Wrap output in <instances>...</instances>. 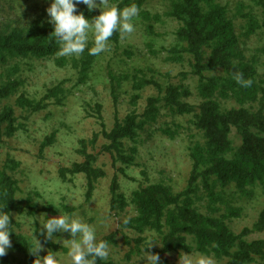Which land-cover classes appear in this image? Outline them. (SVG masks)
I'll list each match as a JSON object with an SVG mask.
<instances>
[{"label": "trees", "instance_id": "trees-1", "mask_svg": "<svg viewBox=\"0 0 264 264\" xmlns=\"http://www.w3.org/2000/svg\"><path fill=\"white\" fill-rule=\"evenodd\" d=\"M21 1L0 0V13L7 11L11 16L14 4ZM146 1L109 3L118 7L135 3L140 19L146 22L144 28L157 35L154 23L161 16L143 9ZM50 3L51 0H37V12L24 26L18 25L20 18L0 20V144L25 128L18 119L26 121L49 106H63L70 93L61 86L62 82L47 87L39 98L19 91L24 84L19 77L21 62L51 59L58 67H68L75 75L74 87L87 82L101 55H88L87 48L79 56L57 54L59 44L46 12ZM76 11L91 20L100 9L88 10L77 3ZM163 17L174 24V41L165 49L168 54L163 61L181 69L173 77L166 73L165 81L145 78L140 69L117 74L108 69L112 121L107 126L101 102L87 104L85 115L96 120L99 132L76 141L74 151L81 159L60 168L59 177L64 182L67 174L82 176L83 197L88 202L106 177L105 170L96 164L97 158L109 160L114 170L108 187L109 207L118 226L97 237L108 242L109 252L122 239L130 247L126 254L129 259L142 252L140 248L147 245L149 233L157 242V249L147 246L145 250L159 257L158 264H180V257L185 254L211 257L213 264H264V237H250L264 232V206L250 225L238 230L230 227L238 216L233 202L249 198L258 186L264 187V0H236L231 5L221 0H167ZM109 39L110 46H117L120 33L114 32ZM251 39H255L252 48L247 46ZM234 72L251 79L252 86L237 84L232 79ZM119 87L128 94L127 107L117 100ZM148 87L154 93L142 97ZM166 116L187 117L182 130L187 132L183 140L188 164L183 187L175 191L167 182L149 180L142 171L141 180L124 191L121 182L127 179L128 170L138 166L137 145L144 140L143 134L147 139L156 133L173 139L182 133L181 126L172 120L173 128L163 124L152 129ZM53 138L54 134L44 137L38 151L49 146ZM19 167L20 162L8 154L0 162V209L8 212L12 230L11 247L0 257V264H13L16 254L23 264H34L38 259L30 252L32 242L20 233V225L12 216L24 211L23 201L17 200ZM24 202L28 215L39 211L30 194ZM40 209L56 212L50 204ZM64 209L70 213L74 210ZM42 238L48 248L57 249ZM132 242L134 245L130 246ZM97 264L115 263L108 257L98 259Z\"/></svg>", "mask_w": 264, "mask_h": 264}, {"label": "rangeland", "instance_id": "rangeland-1", "mask_svg": "<svg viewBox=\"0 0 264 264\" xmlns=\"http://www.w3.org/2000/svg\"><path fill=\"white\" fill-rule=\"evenodd\" d=\"M229 2L231 5L236 0H221ZM99 3V0H96ZM167 0H147L143 9L147 10L151 15L161 16V20L154 23V31L152 34L144 28L145 21L140 19L139 13L134 20L135 30L129 34H121L117 46H110L105 52L98 57V63L94 65L91 71L90 78L86 83L79 84L73 87L75 83V75L68 67H58L50 60L41 61H23L21 62V71L19 77L24 81V84L19 91H24L29 97L39 98L49 86L62 82V87L70 90L63 106H49L46 109L30 116L28 120L18 119L24 123L25 128L20 129L13 139H7L0 144V162L8 154L11 158L20 162V167L17 169L19 179V193L17 200L23 201V214H13L14 220L19 223V231L27 239L34 243L30 237V231L33 228V236L37 239L42 247L36 254L41 259L43 256L51 252L57 259L58 264H69L67 257V246L63 240L71 239L67 232H54L52 239H47L48 242L57 246V249H50L42 242L41 234L44 218L55 217L62 214H75L82 218L87 223L93 225L96 229L97 237L109 233L117 229V221L113 217L109 207V183L114 173L109 164V160L105 158H97V166L102 167L106 172V177L100 182L95 190L92 198L86 202L84 200V185L85 181L82 176L66 175V181H62L59 177L58 170L62 167L69 166L73 162L79 161L81 158L76 151V141L81 138H87L94 132H99V125L96 120L85 115L84 109L87 104L93 105L94 102H101L103 105V118L110 125L112 121V98L110 96V80L107 75V70L111 69L116 74L119 72L133 73L132 69H140L145 78L153 77L159 81H165L166 73L173 77L181 68L168 64L163 61L168 54L167 49L174 41L172 30L174 24L163 17L166 11ZM39 5L37 0H22L19 4H14L12 15L3 11L0 13V20H14L20 18L18 25L24 26L26 20L32 17L37 12ZM103 7V5H101ZM143 22V23H142ZM17 24V22H15ZM153 23V22H152ZM255 39L248 41L247 46L255 47ZM91 42V41H89ZM151 51L156 54L152 55ZM249 53L250 50L248 49ZM1 72V68H0ZM124 87H119L117 90V100L122 106L127 107L128 94L124 93ZM130 95V91L128 92ZM154 93V89L146 88V92L142 94ZM140 98V100L144 98ZM96 119V117L94 116ZM177 122L181 128V132L186 126V120L183 118L174 119L171 116H166L159 120L152 129H157L158 126L165 124L171 128L170 121ZM96 123V124H95ZM151 129V130H152ZM54 134V138L49 146L42 151H38L39 142L46 136ZM187 132L182 131L173 139H167L156 133L147 139L143 134L144 140L137 145L138 166H134L128 170L127 179L121 182L124 191H128L135 186L136 181L141 180V172L145 171V175L149 180L158 182H167L175 191H179L185 182V176L188 169L187 158L184 153V140ZM99 141V140H98ZM97 141V144H98ZM122 177V176H119ZM135 178V181L130 180ZM30 194L33 198L36 210L34 216L28 215V208L25 206L24 199ZM231 199H235L233 196ZM32 204V203H31ZM46 204L53 206L55 213L46 212L40 208ZM233 206L237 208L238 216L230 224L232 230H238L242 226L250 225L252 218L256 212L264 206V187L258 186L254 189V194L249 198L236 199ZM65 208H73L70 213ZM59 209V210H58ZM31 226L28 224L32 218ZM145 235V234H144ZM147 238L151 241L148 247L157 249V242L146 233ZM120 237V236H119ZM251 238L264 237V232L261 236L253 234ZM132 242L130 246H133ZM142 252L134 254L126 259V254L130 247L119 239L118 246L109 252L115 264H136L147 262L146 253ZM14 254V252H10ZM38 258V259H39ZM183 261L185 255H182ZM196 258V257H193ZM13 264H23L20 257L16 254V259Z\"/></svg>", "mask_w": 264, "mask_h": 264}, {"label": "clouds", "instance_id": "clouds-1", "mask_svg": "<svg viewBox=\"0 0 264 264\" xmlns=\"http://www.w3.org/2000/svg\"><path fill=\"white\" fill-rule=\"evenodd\" d=\"M84 4L88 10L99 8L100 12L89 20L82 12L76 11V4ZM103 5V7H101ZM46 12L49 23L52 25V34L59 44L57 54L60 56H79L87 48L88 55L98 56L110 47V37L114 32L123 34L132 33L135 30L134 20L138 16L139 9L135 3L124 7L110 4L109 0H51ZM89 41L91 46L89 47ZM232 79L241 87H251L253 81L245 78L241 72L232 73ZM59 210V209H58ZM34 217L28 221L31 226ZM128 220L125 218L124 223ZM42 224L41 234L45 239H52L54 232H67L71 239L63 240L67 246L69 264H97V260H106L109 256V244L105 240H98L96 229L79 216L62 214L45 219ZM11 223L7 211L0 209V257L6 254L11 247L9 239ZM30 237L34 242L31 248L33 254L41 250V243L34 238L31 227ZM153 241L148 240L147 245ZM148 264H158L159 257L146 253ZM39 258V257H37ZM34 264H41V259H36ZM42 264H58L56 257L48 252L43 256ZM180 264H213L211 257L201 255L193 258L185 254Z\"/></svg>", "mask_w": 264, "mask_h": 264}]
</instances>
